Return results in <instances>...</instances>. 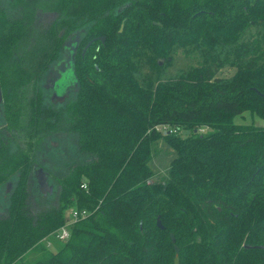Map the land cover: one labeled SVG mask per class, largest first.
Returning a JSON list of instances; mask_svg holds the SVG:
<instances>
[{
	"label": "trees",
	"instance_id": "trees-1",
	"mask_svg": "<svg viewBox=\"0 0 264 264\" xmlns=\"http://www.w3.org/2000/svg\"><path fill=\"white\" fill-rule=\"evenodd\" d=\"M49 6L56 16L44 31L31 7L20 17L0 7L3 109L13 126L30 110L24 147L11 148L0 129V188L13 183L0 211V264H173L175 254L178 264H264V125L233 120L247 110L264 119V0ZM76 33V86L62 110L83 159L55 176L56 204L32 212L37 130L59 115L39 82ZM179 53L194 62L187 71L164 82L147 73ZM226 67L234 73L218 76ZM160 138L174 156L156 180L149 161ZM71 206L88 214L50 251L43 239Z\"/></svg>",
	"mask_w": 264,
	"mask_h": 264
},
{
	"label": "rangeland",
	"instance_id": "rangeland-1",
	"mask_svg": "<svg viewBox=\"0 0 264 264\" xmlns=\"http://www.w3.org/2000/svg\"><path fill=\"white\" fill-rule=\"evenodd\" d=\"M49 4L50 0H0V7L5 9L7 12H11L10 14L12 16L18 15L20 17V11L23 8L29 9L28 7H31L34 11H31V23L32 25L34 23L36 25V29L39 31H44L50 24V22L54 19V16H56L54 10L50 9ZM73 34L69 37L73 38ZM60 59L61 56H59V59H57V61ZM169 59L170 58H168V60ZM57 61H55L54 63H56ZM192 63L194 64L193 60L190 57L179 53L173 56L170 61H166V59L164 58L163 63L161 65L158 64L160 66L159 69H148L147 73L152 77H155V75L159 76L158 78L152 79L164 82L167 81V79L179 76L183 72L187 71ZM51 66H48V68L41 75V80L39 82L40 85L43 86L45 76L47 75ZM234 71V68L226 67L222 68L217 73V75L231 76ZM72 82L73 72L71 67H69L68 70L62 75V78L56 86L57 91L59 92L65 85H67L66 87L68 89V94L63 98V100H59L57 97L62 92H60V94H57V91L52 88H42L41 91L43 104L45 106H50L51 111L58 113L59 115L57 118V122L55 123L53 128L43 127L37 130V132L42 135V138L33 149L34 167L31 173L32 176L28 188L27 197V204L29 210H31L32 212L38 209H45L46 207H49V205L56 204L57 184L55 181V176H58L60 170L66 169L68 164L71 165L74 162L83 159V157L79 156L77 153L76 133L67 128V113L62 110V108L65 110V103L72 100L73 98V96L70 95L73 87L69 86V84H72ZM55 91L57 95L52 98V94ZM29 113V106H25L24 108H22L21 112L18 115L16 126H13L12 121L14 120H10L9 117H7L0 99V129H2L7 138L10 139V146L13 149L16 146L24 147L26 145V138H28V136L27 130L24 131V127L29 117ZM233 120L236 123H254L255 125H264L263 118L253 114L248 110L244 111L240 115L235 116ZM158 129H168V131H171L167 126L164 125L158 126ZM201 131H204V128H200L199 132ZM151 152L152 154L149 164L153 170V179L163 180L167 176L169 162L174 156V151L168 146V144H166V142H164L162 138H160L152 143ZM39 168H42L46 176L47 186L51 187V191L46 190L45 193H43L39 189V184L37 182V172ZM12 184H10V182H5L0 188L1 212H4L7 204L5 200V193L7 194V191L12 188ZM7 185L8 189L6 190ZM71 207L65 209V217H67L68 210ZM43 240L45 247L50 251H55L62 243V240H59L56 237L55 230L44 237Z\"/></svg>",
	"mask_w": 264,
	"mask_h": 264
},
{
	"label": "water",
	"instance_id": "water-1",
	"mask_svg": "<svg viewBox=\"0 0 264 264\" xmlns=\"http://www.w3.org/2000/svg\"><path fill=\"white\" fill-rule=\"evenodd\" d=\"M122 26H123V24L121 23L119 30H121ZM93 40H100L103 42L104 36L100 35V36H96V37H93L92 39H90L87 42V44L85 45V47L82 49V53L84 52L85 48ZM78 41H79V34L78 33H76L73 38H68L67 40H65V42L63 43L61 59L58 60L56 63H54L51 66V70L45 79V83L43 84L44 88H52V89L57 91L56 86L58 85V82L62 78V75L68 70L69 67H71L72 72H73V82H72V84H69V86H72L73 88H75L76 78H75L74 67H73V56H74V52H75V49L77 47ZM163 61H164V58H162V57L157 59V63L159 65H161L163 63ZM66 86L67 85H65L59 92L57 91V94H60V92H62L60 95L57 96L59 100H63V98L67 95L68 89ZM56 91L53 92L52 98L57 95ZM0 99H1V93H0ZM181 133L183 135L187 134L188 130H184ZM37 182L39 184V189L43 193H45L46 190L51 191V187L47 186L46 176H45L42 168L38 169ZM7 189H8V185L6 187V190ZM157 225L159 227H162L159 221H157ZM173 264H178V255L177 254L174 255Z\"/></svg>",
	"mask_w": 264,
	"mask_h": 264
},
{
	"label": "built area",
	"instance_id": "built-area-1",
	"mask_svg": "<svg viewBox=\"0 0 264 264\" xmlns=\"http://www.w3.org/2000/svg\"><path fill=\"white\" fill-rule=\"evenodd\" d=\"M86 210H79L75 207H71L68 210L65 222L55 230L56 237L59 240H66L69 236L70 226L78 219L83 218L87 215Z\"/></svg>",
	"mask_w": 264,
	"mask_h": 264
},
{
	"label": "flooded vegetation",
	"instance_id": "flooded-vegetation-1",
	"mask_svg": "<svg viewBox=\"0 0 264 264\" xmlns=\"http://www.w3.org/2000/svg\"><path fill=\"white\" fill-rule=\"evenodd\" d=\"M73 37H74V35H73ZM69 38H70V37H69ZM67 39H68V38H67ZM50 70H51V68H50ZM50 70L48 71L47 75L49 74ZM47 75L45 76V79H46ZM44 83H45V80H44ZM73 89H74V88H73ZM67 94H68V93H67Z\"/></svg>",
	"mask_w": 264,
	"mask_h": 264
}]
</instances>
